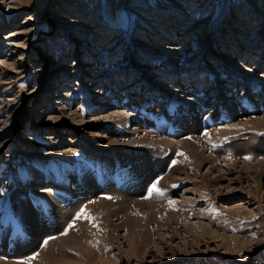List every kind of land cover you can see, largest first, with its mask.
Segmentation results:
<instances>
[{
  "label": "rangeland",
  "instance_id": "1",
  "mask_svg": "<svg viewBox=\"0 0 264 264\" xmlns=\"http://www.w3.org/2000/svg\"><path fill=\"white\" fill-rule=\"evenodd\" d=\"M186 79L195 85L181 89ZM235 107L236 117H220V108ZM263 115L264 0H0V248L32 244L12 259L23 262L50 240L56 250L54 240L72 232L87 239L84 251L50 250L53 258L264 264V152L247 146L264 139L254 126ZM148 116L159 129L154 135L172 140L189 137L187 123L195 121L207 138L199 159L180 162V148L157 147L169 157L163 173L152 178L154 169L133 167L128 158L144 155L142 147L125 141L143 134L131 136L133 127L150 130ZM243 121L254 125L242 130ZM234 123L242 132L212 137L216 126ZM102 159L129 163L103 177ZM176 165L183 173L160 186ZM89 174L95 192L88 201L50 197L63 184L72 194L74 180ZM101 180L120 185L128 198L111 203L121 202L123 212L87 206L106 198ZM163 197L164 208L151 204ZM60 209L73 211L62 220ZM46 230L58 231L43 237Z\"/></svg>",
  "mask_w": 264,
  "mask_h": 264
},
{
  "label": "bare ground",
  "instance_id": "2",
  "mask_svg": "<svg viewBox=\"0 0 264 264\" xmlns=\"http://www.w3.org/2000/svg\"><path fill=\"white\" fill-rule=\"evenodd\" d=\"M244 56H245V54L243 55V57ZM257 58H259V57L255 56V59H257ZM219 82H220V80H219ZM129 83L130 82H127L124 85V87L128 88L129 86H132ZM193 85H195L194 81H191V79H186V81L184 83H181L178 86L179 87L181 86L182 87L181 89H186V88L188 89L189 86L193 87ZM178 90L179 89H176L175 91H178ZM92 92L99 93L100 90L96 89V90H94ZM253 106L254 105H251V108H250L252 112L255 111L253 109ZM218 111H219V113H221L220 117L225 116L226 119L234 118L237 115L236 114V112H237L236 107L234 109L231 108V110H228V111H224L223 108H220ZM63 119H64V117L60 118L59 121L61 122ZM212 120L214 122H218L219 119L218 118H216V119L213 118ZM146 122L147 123H151L150 126H148L150 130H145L144 127H142L141 130H136L135 129L136 127H133L132 128L133 130L131 132H129L131 136H133L135 134H138L139 132H141L143 134L138 136V138L134 141V143H132L133 142L132 140L125 141L126 145L131 146V145H134L136 143V144H138L139 146L142 147L141 153L144 154V155L137 156V153H135V154L131 155L130 158H128V160L130 162L132 161L134 163L133 167H137L138 171H140V172L142 171V173L144 174L145 171L150 170V172H151V170L154 169L155 172H157V173L154 174V176L152 178H154L155 176H157V175L163 173V171H165V169L167 167V164L169 162V157L162 158V154L155 153L154 151L156 149H159L157 147H161V148H164V149H166V147H173V148L174 147H178V148H180V152L181 153L179 152L180 154L178 153L179 156H177V157H179L178 159L180 160V162H182L183 159H187L189 161L188 164H191V163L195 162L196 159L197 158L199 159V157L201 156V152L203 150H201L200 148H201V146H203V142H205L203 140H205L207 138L205 137V135L204 136H198V133H197L198 132V128H196V126H194L195 123H196L195 121H190L189 123H187V126L189 125L190 129H187L185 131V134H189V137H183L182 136L183 138H179L178 137V139H176V140H172V138L170 139V137L167 138V137L160 136L161 134L156 137V135H154V133L156 131H158L159 129L157 130L156 125H154V123L152 122V118L150 116H148ZM254 122H255V125L252 122L251 123H247V121H243L241 129L242 130L245 129V127L248 124H252L254 126H257V128H259V129H255L257 131L264 129V115L260 116V118L256 119V121H254ZM197 126H199V125H197ZM213 129L214 130H212L213 132L211 134L212 137L213 136H215V137L217 136L218 137V135L224 136V135H227V134H230V133L242 132V130L236 129V123L231 124V125L216 126V128H213ZM108 132H111V133L113 132L114 133V129H110L109 128ZM182 133H180V134H182ZM180 134H178V135H180ZM116 136L119 137V138L121 137L122 139L123 138L124 139L128 138L127 134L126 135L116 134ZM208 137H209V135H208ZM250 141L252 143L250 142V144L247 145L248 149L252 148V151L254 150L253 151L254 153H256L257 150H260V151L264 152V139H261V140L259 139L258 140V138L253 137V139H251ZM117 142L118 141L116 139H112V144L113 143L116 144ZM105 145H107V144H105ZM252 151H251L252 156H255L256 154H254ZM55 153H51V154H55ZM207 155L208 156H206V157L210 158L211 154L208 153ZM247 155H248V153H247ZM249 156L252 157L250 154H249ZM211 157H212V155H211ZM243 157H244V155H243ZM226 159H223V161H226ZM111 161H112V163H111ZM125 161H127V160H125ZM136 161H139L141 163H137ZM114 162L115 161H113V160H106V159L103 160L102 159L100 162L96 163V165H97L96 167L99 169V171H100L99 173H101V175H103V177H108V176H116L118 173H120V171L123 168V166L124 165H128V163H129V162H127V164H123L124 162L122 163V161L117 160L116 165H114L115 164ZM182 171H183V167L181 168V167H179V165L173 166L172 168L169 169L168 175H165L158 182V184H160V186L161 185L162 186H169V184L174 183L173 179L179 178L176 175L182 174L183 173ZM173 176H175V177H173ZM152 178H151V180H152ZM76 179L73 182V184L76 185V191H74L72 193L73 195L67 190V187L65 186V184L61 185V187L59 189L60 192L58 190V192H57V194L55 196L52 197L50 194H47V195H50L52 200H55V201H56V199L57 200L61 199L62 201H64V200L68 201V200H66V198H60L61 196L59 197V195L64 196V195H67V194L70 195V198L75 197L76 200H81V202L88 201L89 197L92 196V194L89 195V197L88 196L85 197V195L86 194L88 195V193H93L91 191L95 192L94 188L93 189H89V188L93 187V184L90 181V174L88 176L84 177V182L83 183H82V181L79 182L80 180L78 181ZM101 181H104V180H101ZM149 182H150V180H149ZM35 184H43V185H40L41 187L39 188V191H41V192H46V191L49 190V189L45 188L46 186H48V185H45V183L36 182ZM103 185H104V190L103 191H99V192L105 193L107 195L106 198L105 197L104 198H100L99 197L97 199L95 198L92 202L87 203V206L94 213H98L100 211H105L107 213V212H110L111 209H115V213H113V214H117L119 212H123L124 211V209H123L124 206H123V204H121V202H119L117 206H113L112 203H111V202L114 201L113 200L114 198L116 199L115 201H118V200L121 201L122 197L126 196V195L120 194L118 189L115 188V187L120 188V185L117 184V183H113L112 181H110V182H107V181L105 182L104 181ZM87 190H89V191H87ZM131 194H135V193L132 192ZM129 198H131V197H129ZM32 199L33 200H30V202L28 204H26V205H29V206H26V208L29 207L28 209H31L32 204H34L32 202L35 201L34 197H32ZM125 200H127V199H125ZM140 201H142L143 203L146 202V204H147V201H143V200H140ZM52 202H54V201H52ZM122 202L123 203H127V201H124V200ZM129 202L127 203L128 205H129ZM152 202L153 203H151V204H153L154 206L160 205V206H162V208H164V206H166L165 203L166 204L169 203L168 200H166L164 197L163 198H159V199L155 198V199H153ZM76 205H77V203H76ZM118 207H119V210L117 211ZM62 211L63 210L60 209V215H61L60 218L62 220H64V219L69 218V216L72 214L71 211H73V210H69L68 212H65V211L62 212ZM135 225H137V221H135L134 226ZM51 230H49V231L46 230V233L43 235V237L44 236H49V235L53 234L54 232L58 231V230H55V231H51ZM72 236L74 238V240H72L73 243H69L68 244L66 242V240H68L69 238H72ZM122 237H124V241L128 243L129 239L127 237H125V236H122ZM113 238H115V237H113ZM139 240H140V244H143V245L148 244V243H146V241H143L144 240L143 238H140ZM54 241H56V242H54V243H56L55 244L56 250H54V244L50 240L47 243L45 248H42L39 251L38 250L35 251L36 255H35V257L33 259L25 258L23 262H16V261H14L12 259H14V257H16V256H17V258L21 257L25 253L30 252L29 247H32V244L28 245L27 247H24L22 245L21 247H18L13 253H10V252L6 251V244L3 243L4 246L2 245L1 248H0L1 249L0 255H2L4 253H7V257L8 258L6 259V261H4L3 259L0 258V264H78V263L82 264L81 260L79 258H77V257L68 258V259H58V258L55 259V258H53L54 255L50 252V250L51 251L53 250L55 252H58V251L62 252L65 249L64 251L67 252V251L70 250V248L73 247V248H77L79 250L84 251L85 247L83 246V244L87 241V239L84 236L80 237V236H77V235H72V232H70L67 236L58 237ZM58 242H62L64 244V246L63 247H58V245H57ZM51 245H53V249L52 248L50 249ZM133 245H135V242L131 243V246H133ZM61 248H64V249H61ZM25 250H28V251L24 252ZM15 254H17V255H15ZM95 260L98 261L99 263L106 262L107 264H111V261H108L105 257L97 256L95 258Z\"/></svg>",
  "mask_w": 264,
  "mask_h": 264
},
{
  "label": "snow or ice",
  "instance_id": "3",
  "mask_svg": "<svg viewBox=\"0 0 264 264\" xmlns=\"http://www.w3.org/2000/svg\"><path fill=\"white\" fill-rule=\"evenodd\" d=\"M250 157H245V159H249ZM153 188L155 189V185H153ZM29 259H31V257L29 258Z\"/></svg>",
  "mask_w": 264,
  "mask_h": 264
}]
</instances>
